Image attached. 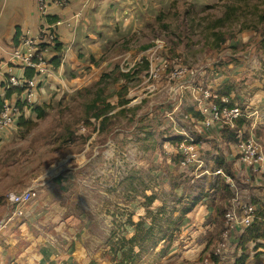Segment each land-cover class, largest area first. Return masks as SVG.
<instances>
[{"label": "rangeland", "instance_id": "374dc122", "mask_svg": "<svg viewBox=\"0 0 264 264\" xmlns=\"http://www.w3.org/2000/svg\"><path fill=\"white\" fill-rule=\"evenodd\" d=\"M137 1L120 8V21L108 16L106 25L98 28L108 47L102 55L82 59L65 79L54 71L51 81L46 74L34 80L35 98L25 91L11 99L19 111L18 102L25 105L24 120L7 134L0 133V218L11 215L12 194L33 189L37 197L22 217L8 219L0 234V264H121L117 241L134 234L141 246L128 264H202L203 257L236 264L233 246L215 255L223 220L218 229L213 226L200 236L198 244L207 246L198 262H191L190 250H178L186 242L187 217L202 197H209L210 203L220 200L223 178L196 177V171L207 170L206 163L217 168L216 147L208 152L194 146L199 163L179 168L178 158L167 154L166 140L182 136L198 141L196 118L186 114L199 105L197 77L200 94L229 96V107L253 117L264 138V104L259 107L264 98V0H141V6ZM227 12V21L217 25ZM48 17H42L45 23ZM222 36L226 44L212 49ZM158 50L160 59L154 62L166 59L168 69L155 79L151 62ZM108 65L119 67V72L100 84L102 76L115 69ZM123 73L130 78L120 76ZM116 79L120 82L114 83ZM212 81L221 86L215 90ZM122 86L132 102L124 112L118 108L109 113L108 125L100 127L95 113L107 103L117 105ZM94 102L95 112L90 110ZM34 107L44 108L45 116L37 118L30 111ZM173 112L176 131L169 114ZM243 125L246 132L237 141L248 142L245 135L253 123ZM151 198L155 200L149 205ZM245 255L242 264H264L260 251Z\"/></svg>", "mask_w": 264, "mask_h": 264}, {"label": "crops", "instance_id": "0c3cea01", "mask_svg": "<svg viewBox=\"0 0 264 264\" xmlns=\"http://www.w3.org/2000/svg\"><path fill=\"white\" fill-rule=\"evenodd\" d=\"M55 1L56 0H48L49 4H51L48 15L54 22L52 25H49V21L45 23L46 20L40 15L37 0H0V100L3 102L10 104L11 99L16 96L14 95L11 99H7V92L3 90L4 83H7L9 80L10 70L13 69V75L17 77H22L24 74L22 70H19L16 62L11 60V55L16 49L15 39L18 33H20V35L22 33L24 36L28 35L32 39H37L44 29L53 26V31L56 33L59 43L62 44L61 56L63 58L62 66L59 69L53 70L56 71L60 77L65 79L68 70L72 69L76 71L79 66H81L80 63H82V59L87 60L89 58V60H93L97 57L96 55L100 54L104 49H108V47L106 48L103 45L102 40L105 37L98 33V28L106 25L105 18L108 16L115 17L117 21H120V8L128 7L130 4V0H69V4L67 2L66 6L63 7L55 5ZM140 2L141 0H138L137 5H140ZM45 51L46 56H51V58L57 56L53 48H47ZM102 54L103 53L100 55ZM108 68L110 70L115 68V66L111 67L108 65ZM74 77L76 76L74 75L71 80L75 81ZM52 79H54L53 76L50 77L49 81ZM197 79L196 89L199 90L201 80L200 84H198ZM211 84H216L215 90L221 86V83L217 84L213 81ZM214 93L215 96L207 101L213 102L211 103L212 105H223V101L225 100L232 102L229 96H223L221 102H218L220 93ZM261 93L264 95V91ZM263 104L264 98L259 107L261 108ZM229 108L232 109L233 107ZM191 111H195V114H198L196 108H192ZM169 114H172L170 119L174 121V130L176 131L177 124L174 119L176 113L173 112ZM169 114H167V117ZM186 114L190 118H196V139L198 138V141L191 138L195 140L194 142L198 150H208V152H210L216 147L217 149L213 152L219 156L216 162L217 168H210L206 163V171H196V173H199L196 175L197 179L206 175L222 176V182L226 183L225 176L231 178L234 183L240 186L239 205H251L257 215V221H264V217L262 216L264 211V178L241 161L239 157V146L242 141H237L235 137L237 134L243 135V132H246L243 131L245 128L243 125L244 123H253V126L247 129L249 135H245V139L255 141L264 148V138L262 137V132L258 129L260 128L258 122L255 123L252 121V119H254L253 117H246L241 122H237L236 129L224 125L206 127L196 116L194 117L192 114ZM237 129L240 131L237 132ZM165 137L167 138L168 136ZM181 140L184 142L187 138L176 136L172 137L170 140H166V142L170 144L169 153H167L170 158L175 157L178 158L179 161L181 160L178 154L180 153L179 147L182 143L176 147L172 146V142L178 143ZM200 141L202 142L200 143ZM166 142H164V145ZM173 161H176V159H172V162ZM169 162L172 163L171 161ZM180 167L181 166H179V168ZM227 170L230 173H228ZM182 171L193 173L191 169L184 168ZM217 173L222 174L217 175ZM175 176H177V174ZM242 189L247 193H242ZM209 199V197H202V200L196 204L197 209L191 216L187 217L188 221L184 224L183 237L186 242L180 247H184L183 251L190 250L188 253L189 256L193 257L194 261H191L192 263L199 261L203 250L207 246V243L198 244L200 236L208 232L209 229H213L216 211L215 207L210 204ZM251 200H254V204H250ZM230 204H232V200ZM239 237L240 231L238 229L236 239H239ZM259 243L262 244L263 242ZM192 244L195 245L192 246ZM262 253L264 254V250Z\"/></svg>", "mask_w": 264, "mask_h": 264}, {"label": "built area", "instance_id": "2783aa9c", "mask_svg": "<svg viewBox=\"0 0 264 264\" xmlns=\"http://www.w3.org/2000/svg\"><path fill=\"white\" fill-rule=\"evenodd\" d=\"M37 1L40 15L46 19V17L49 16L48 13L51 4H49L48 0ZM54 4L64 7L66 6L67 1L56 0ZM53 29V26L49 27L48 29H44L37 39H32L28 35L22 37L21 43L19 45L20 48H16L14 50L11 55V60L17 62L23 67H26L27 69H34L38 71L41 77L44 74H46L47 77H52L54 75V70L45 60L46 51L40 52L39 47L43 43L50 44L57 39V35ZM156 59H153V62H151V77L155 79L160 77L162 72L165 70V67L159 66V62H154ZM180 73H183V71L178 72L179 75H181ZM183 76L184 75H181L180 78ZM7 83V90H9L11 87H18L24 89L29 94L30 98L36 97L34 94V90L37 87L35 82L19 80L13 75V69L10 70V77ZM196 94L199 96L195 97L196 101L199 103L196 109L200 113L202 117V123L206 127L224 125L231 127L232 129H236L237 121L247 117L242 114V111L239 108L230 109L228 107L229 102L227 100L223 101L222 106H215L212 104L201 105L202 102H207L212 98L206 93L200 94V89H197ZM20 113L21 112L17 109L16 105L4 102V107L0 114V133L7 132L9 129H11L15 125L17 119L20 117ZM194 146L196 147L193 139H187L180 145L179 154L184 156V160L181 162L183 167H192L199 163V158L195 153ZM239 149L241 161L252 168L255 173L260 174L264 178V148L255 141L249 140L248 142H241ZM221 174L222 173H217V175ZM225 178L226 182L230 185L234 193V198L226 215L225 226L227 230H225L223 233L222 240L215 250V255L217 257L222 256L226 253V251L229 250L230 240L231 238L236 239L239 227L250 228L257 220V215L251 205H239V185L234 183L231 178L226 176ZM36 197L37 193L33 189L27 190L26 192L20 194L11 195L9 202L11 215H8L6 218H0V234L7 227L8 219L12 217L16 218L17 215H19L18 218L22 217L25 214L24 208L29 205ZM203 263L213 264L212 260L208 258L204 259Z\"/></svg>", "mask_w": 264, "mask_h": 264}, {"label": "trees", "instance_id": "16d2710c", "mask_svg": "<svg viewBox=\"0 0 264 264\" xmlns=\"http://www.w3.org/2000/svg\"><path fill=\"white\" fill-rule=\"evenodd\" d=\"M66 1L68 2L69 0H66ZM234 1L236 3H245V2H247L249 0H234ZM261 14H262L261 17H260L261 21L264 22V11H262ZM230 15L231 14H229V12H227L222 19H219L217 21L216 24L217 25H223L224 22H226L227 19L230 17ZM47 20L49 21L48 22L49 25H52L54 23L51 20V17H48ZM21 36L24 37V35L22 33H21V35H20V33H18V35H17V37L15 39L16 48H20L19 45L21 43V38H22ZM226 42H227V40L225 38H223V36H222L221 38H219L218 43L216 45H213L212 49H216L217 47L220 48L221 46L225 45ZM47 48H53V51H55L57 53V56H54L52 58H51V56H48V55L46 56V57H48L47 58L48 64L54 70L55 69H59L62 66V60H63V58L61 56L62 44L59 43L58 38H57L54 42H52L50 44H44V43L41 44L40 47H39V51L40 52H45V50ZM161 52H162L161 50H158L157 52H155V55H156V58H157L156 60L160 59L159 53H161ZM167 62L168 61L166 59H162L161 61H159V66L165 67L164 72L168 69V67L166 68ZM16 64L18 65L19 70H22L24 72L22 77H17L16 75H14L19 80H21V81H26V80L32 81L33 80L34 81V80H36L38 78H41V76L38 73V71H36L34 69H27L26 67H23L22 65L18 64L17 62H16ZM146 66H147L146 70H148V67H149L148 63H147ZM141 67L135 69L133 76L139 74L137 72L140 71ZM111 72H112L111 74H105V75L102 76V80H101L100 84L105 83V81L107 79H110L111 76H114L115 74H117L119 72V67H116ZM120 76H122V77L127 79V78H130V73H127V74L123 73ZM131 76H132V74H131ZM74 78H76V77H74ZM42 82L43 81H40L39 84H41ZM118 82H120L118 79L114 80V83H118ZM4 84L5 85L3 87V90H5L7 92V94H6V98L7 99H11V97L14 96V95H16L18 98H20L25 93L24 89H21V88H18V87H11L9 90H7L8 83L5 82ZM104 92H105V89H102L101 93L104 94ZM127 94H128V88L126 86H122L121 92L116 93V96L119 98L118 104L117 105H113L112 103H107L105 105L104 110H101V111L95 113L93 119L96 122L101 121L100 127L103 126L105 128L108 125L110 119L107 116H108L109 113L117 110L118 108H123V109H121V112H124L126 110L124 107L129 105L132 102L130 99L129 100L126 99V95ZM219 96L220 97H219L218 102H221L222 97L225 96V95L223 93H221ZM107 100L108 99L104 100L103 103H106ZM96 104H97V102H94L92 107H90V110H93L94 112L97 111L98 109L96 107ZM18 106L21 109L20 117L17 119L15 125L6 132V134L8 132H10L13 128L19 127L21 125V121L24 120L22 117L24 115V106L25 105L22 104L21 101H19L18 102ZM3 107H4V102L2 100H0V114H1V112L3 110ZM230 107L232 108L233 106H230ZM30 111L34 112V114L37 115V118L41 119V118H43L45 116V109L44 108L34 107V108H31ZM25 112H27V110ZM195 113H196L195 111L188 112V114H192V116H194V117L196 116L202 122V117H201L200 113L199 112H198V114H195ZM242 120L243 119H240L237 122L239 123ZM99 131L101 132L100 129H99ZM239 131L240 130L237 129V132H239ZM235 137H236V140H238V139L242 138V135L241 134H237V135H235ZM168 140H170V139H168ZM241 141L244 142L243 140H241ZM178 155H179L178 157L179 158L181 157V160L183 161L184 160V156L181 155V154H178ZM239 157L241 159L240 153H239ZM181 160L179 161V164H178L179 166H182L181 165V162H182ZM221 166H223V165H221ZM228 173H230V172L228 171ZM226 183L225 182L221 183V188L220 189H222V191L220 190V194L222 193V197L220 198V200L210 203L212 206L215 207V211H216L215 219H214V225H213L214 229H218L220 227V223H219L220 220H223L224 223L226 222V215H227V213H228V211L230 209V206H231L230 202L234 198V193H233L230 185L228 183L227 184ZM242 193L246 194L247 192L242 189ZM242 199H243V196H242ZM154 200H155L154 198H151L149 205H152L154 203ZM252 203L254 204V200H251L250 204H252ZM223 204H224V206H223ZM262 216L264 217V211L262 213ZM223 226L224 225L222 223V227ZM222 229H224V232H225V230H227L226 226L223 227ZM238 229L240 231V237H239V239L231 238L230 247L231 246L234 247L235 253H234V258L233 259L236 260V264H237V262H238V264H242L248 258V256L245 255L246 252L252 251V254L254 256L257 255L258 251H260V250H261L260 252H263V250H264V221H257L256 220L255 223L252 225V227H250V228L239 227ZM143 231L144 230H141V232H143ZM223 233L221 235L220 240H222ZM117 242L118 243L116 244V246H119L117 252L118 253H122V256L124 257V259L121 261V264H128L135 257V253L134 252H135L136 247L141 246L140 243H139V237L136 234H134V235H131L130 238H127V237L122 238L121 237ZM259 242H263V243L260 244ZM182 248L183 247H179L178 248L180 253H182ZM226 253H227V251H226ZM203 260H204V257L202 258V263H203ZM212 262L214 264H218L221 261L219 260V258H215L214 257Z\"/></svg>", "mask_w": 264, "mask_h": 264}]
</instances>
